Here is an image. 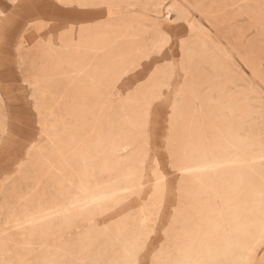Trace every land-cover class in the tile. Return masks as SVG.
I'll use <instances>...</instances> for the list:
<instances>
[{"label": "rangeland", "instance_id": "374dc122", "mask_svg": "<svg viewBox=\"0 0 264 264\" xmlns=\"http://www.w3.org/2000/svg\"><path fill=\"white\" fill-rule=\"evenodd\" d=\"M91 2L112 7L0 0L22 43L0 105L10 136L26 110L39 141L18 175L0 168V260L120 264L141 243L175 264L264 257V0ZM160 30L172 39L153 55ZM157 67L164 100L141 125L126 98Z\"/></svg>", "mask_w": 264, "mask_h": 264}, {"label": "snow or ice", "instance_id": "6c2138e0", "mask_svg": "<svg viewBox=\"0 0 264 264\" xmlns=\"http://www.w3.org/2000/svg\"><path fill=\"white\" fill-rule=\"evenodd\" d=\"M58 7H76L82 10L97 8V7H106L111 8V5H99L92 3L91 0H79V3L76 4H67L61 3ZM48 19V18H45ZM172 37L167 35L163 30H160L156 40L152 46L151 53L153 55L159 54L165 49L171 42ZM20 43L19 38L13 39L9 34V26L7 23L0 25V71H6L10 65L13 63L14 53L13 48ZM159 66V65H158ZM158 72L157 68H149L143 76L140 77L139 81L136 82L126 98L127 100H135L140 105L141 119L140 124L143 125L151 120V103L153 98H158L161 101L164 100L163 96V86L154 87L156 76ZM11 84V81H8ZM9 91H14V88H9ZM151 90V95L148 98H145V93ZM184 94L183 89L177 92V100L179 97ZM194 95L198 94L194 90ZM35 99V97H33ZM169 103H172L169 100ZM201 103L205 106H211L212 101L207 98H203L202 101L197 102V107L199 108ZM177 108L176 103H172V111L175 113ZM0 109H3L0 112V168H3L5 165L14 164L15 168L12 169V175H18L19 171L22 170L27 164L35 151L36 143L39 142L35 133L32 131V116L26 110H21L18 112L19 120L21 122L18 130L13 134L9 135V124L7 120V111L4 106L0 105ZM39 110V109H38ZM224 114H227V109H224ZM205 116H215L220 115V111L215 113V116H212L210 111L204 113ZM40 134L42 139L45 136H48L50 140L56 139L58 136H54L53 130L50 129L45 122L41 120L39 128L36 130ZM71 147V145H69ZM207 148H211V145H206ZM209 168L212 166L209 165ZM159 183V181H158ZM167 235V233H166ZM0 247L7 249L9 247L7 241L3 242ZM164 246L160 245L155 250L145 251L144 245L138 244L134 249L129 250L126 253V258L120 262V264H175V262L170 260H165L163 258ZM142 256H148V259H142ZM0 264H26L22 260H0ZM247 264H264V257L259 259L252 258V253H250V258L247 261Z\"/></svg>", "mask_w": 264, "mask_h": 264}, {"label": "bare ground", "instance_id": "6f19581e", "mask_svg": "<svg viewBox=\"0 0 264 264\" xmlns=\"http://www.w3.org/2000/svg\"><path fill=\"white\" fill-rule=\"evenodd\" d=\"M53 150V149H52ZM230 152V151H229ZM194 169V168H193ZM197 169V168H196ZM201 171H203V170H201ZM190 172V171H189ZM193 172V171H192ZM96 200H98V199H96ZM254 200V199H253ZM258 206V205H257ZM67 214V213H66ZM40 222V221H39ZM189 251H190V249H188Z\"/></svg>", "mask_w": 264, "mask_h": 264}]
</instances>
